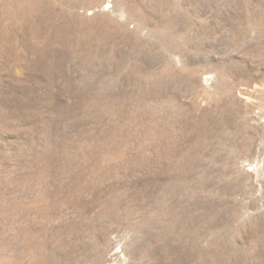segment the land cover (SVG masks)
<instances>
[{
    "label": "rangeland",
    "instance_id": "obj_1",
    "mask_svg": "<svg viewBox=\"0 0 264 264\" xmlns=\"http://www.w3.org/2000/svg\"><path fill=\"white\" fill-rule=\"evenodd\" d=\"M0 0V264H264V0Z\"/></svg>",
    "mask_w": 264,
    "mask_h": 264
},
{
    "label": "bare ground",
    "instance_id": "obj_2",
    "mask_svg": "<svg viewBox=\"0 0 264 264\" xmlns=\"http://www.w3.org/2000/svg\"><path fill=\"white\" fill-rule=\"evenodd\" d=\"M110 2V0L108 1V3Z\"/></svg>",
    "mask_w": 264,
    "mask_h": 264
}]
</instances>
